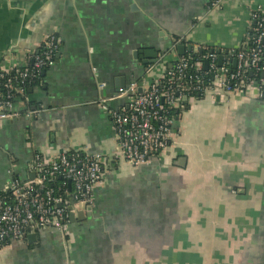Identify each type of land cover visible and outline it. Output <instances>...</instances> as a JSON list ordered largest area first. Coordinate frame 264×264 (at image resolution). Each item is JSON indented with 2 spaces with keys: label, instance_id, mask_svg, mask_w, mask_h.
<instances>
[{
  "label": "crops",
  "instance_id": "1",
  "mask_svg": "<svg viewBox=\"0 0 264 264\" xmlns=\"http://www.w3.org/2000/svg\"><path fill=\"white\" fill-rule=\"evenodd\" d=\"M258 4L0 0V65L22 64L45 34L62 42L42 83L28 89L45 110L0 122V192L15 174L33 177L27 166L38 152H101L109 170L67 234L42 230L35 241L6 243L0 264H264L263 98L210 92L189 101L170 146L139 167L119 156L112 118L99 105L132 81L160 78L181 56L179 44L239 47Z\"/></svg>",
  "mask_w": 264,
  "mask_h": 264
},
{
  "label": "built area",
  "instance_id": "2",
  "mask_svg": "<svg viewBox=\"0 0 264 264\" xmlns=\"http://www.w3.org/2000/svg\"><path fill=\"white\" fill-rule=\"evenodd\" d=\"M61 43L56 33L45 34L26 50L22 64L0 65V122L33 119L45 110L44 104L31 102L28 89L42 83ZM209 48L200 47L208 50L204 58L192 61L181 55L160 78L132 81L99 102L112 118L119 156L133 167L152 163L170 146L177 116L189 101L210 92L222 98L241 92L264 99V4L252 10L250 31L239 47ZM121 97L127 98L125 104L108 107L107 101ZM107 164L104 154L87 150H65L52 159L34 154L27 166L33 177L22 180L15 174L0 192V247L27 241L42 230L67 234L71 213L93 206L96 188L109 172Z\"/></svg>",
  "mask_w": 264,
  "mask_h": 264
},
{
  "label": "water",
  "instance_id": "3",
  "mask_svg": "<svg viewBox=\"0 0 264 264\" xmlns=\"http://www.w3.org/2000/svg\"><path fill=\"white\" fill-rule=\"evenodd\" d=\"M177 49H178V52L181 54V55H184L187 51H193V47L192 45H189L188 47H186L184 44H179L177 46ZM219 51L221 50V47L218 48ZM212 50H214V48H212ZM146 56L148 58H151L152 56H157V52L155 50H146ZM157 60L156 58L154 60H151L150 62L151 63H155ZM219 63L221 64L222 63V57H220V61ZM208 66V62L206 61L205 62V67ZM34 175V174H33ZM86 217L85 215V211H79L77 213H71L70 215V221H76V220H81V219H84ZM28 239L30 241H35L37 238H36V233H33V234H30Z\"/></svg>",
  "mask_w": 264,
  "mask_h": 264
},
{
  "label": "trees",
  "instance_id": "4",
  "mask_svg": "<svg viewBox=\"0 0 264 264\" xmlns=\"http://www.w3.org/2000/svg\"><path fill=\"white\" fill-rule=\"evenodd\" d=\"M175 41L176 42H183V43H185V40L184 39H181L179 36H176L175 37ZM202 46H204V45H202ZM210 48H209V50H211V48H218V47H214V46H209ZM206 52H208V50H203V49H199V51H197V52H194V51H187L185 54H184V56L185 57H189L190 58V60H192V61H195L196 59H198V58H204V55L206 54ZM205 70H206V68H204ZM257 78H260V77H262V73H258L257 75H255ZM43 77V76H42ZM32 85H33V83H32ZM34 86V85H33ZM199 98H201V97H199ZM31 102H33V103H36V102H34L32 99H31ZM40 103V102H39ZM39 103H36V104H39ZM171 112H173L174 114H176L177 112H178V108H176V107H173V108H171ZM2 192V191H1Z\"/></svg>",
  "mask_w": 264,
  "mask_h": 264
}]
</instances>
